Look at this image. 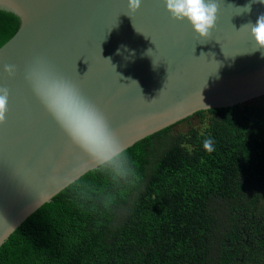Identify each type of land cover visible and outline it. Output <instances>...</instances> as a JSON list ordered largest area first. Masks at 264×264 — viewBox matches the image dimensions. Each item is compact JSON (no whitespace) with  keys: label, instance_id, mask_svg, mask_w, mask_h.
I'll list each match as a JSON object with an SVG mask.
<instances>
[{"label":"water","instance_id":"95a60500","mask_svg":"<svg viewBox=\"0 0 264 264\" xmlns=\"http://www.w3.org/2000/svg\"><path fill=\"white\" fill-rule=\"evenodd\" d=\"M207 2V0H206ZM220 0L203 38L165 0H0L20 18L0 46V246L36 209L101 162L71 141L33 90L47 69L71 81L107 118L122 149L199 110L264 95V49L246 24L264 3ZM6 65H14L10 73ZM194 117V116H192ZM190 117V118H192ZM180 124V123H179ZM122 150V151H123Z\"/></svg>","mask_w":264,"mask_h":264},{"label":"trees","instance_id":"16d2710c","mask_svg":"<svg viewBox=\"0 0 264 264\" xmlns=\"http://www.w3.org/2000/svg\"><path fill=\"white\" fill-rule=\"evenodd\" d=\"M19 24L0 9V46ZM192 116L198 127L172 132ZM261 219L263 95L199 110L85 172L9 235L0 264H255L240 260V232Z\"/></svg>","mask_w":264,"mask_h":264},{"label":"clouds","instance_id":"9594fccd","mask_svg":"<svg viewBox=\"0 0 264 264\" xmlns=\"http://www.w3.org/2000/svg\"><path fill=\"white\" fill-rule=\"evenodd\" d=\"M257 0H251L255 3ZM264 3V0H259ZM166 8L176 20H187L200 37L210 36L217 21L220 0H165ZM251 3L244 9L251 11ZM141 0H128V7L136 11ZM250 29L256 48L264 49V14L258 16L256 22L245 25ZM10 73L14 65H6ZM33 90L41 103L51 114L60 128L73 143L80 147L93 159L107 163L123 150L115 132L109 125L105 115L69 80L45 69L38 70L32 77ZM9 91L0 87V124L6 121ZM203 147L214 151V139L203 141Z\"/></svg>","mask_w":264,"mask_h":264},{"label":"flooded vegetation","instance_id":"af4514ba","mask_svg":"<svg viewBox=\"0 0 264 264\" xmlns=\"http://www.w3.org/2000/svg\"><path fill=\"white\" fill-rule=\"evenodd\" d=\"M240 241L243 243L241 248V262H254L264 264V219L253 226V228H242Z\"/></svg>","mask_w":264,"mask_h":264},{"label":"rangeland","instance_id":"374dc122","mask_svg":"<svg viewBox=\"0 0 264 264\" xmlns=\"http://www.w3.org/2000/svg\"><path fill=\"white\" fill-rule=\"evenodd\" d=\"M262 96V95H261ZM257 98V97H256ZM264 98V95H263ZM200 125V120L197 116L189 118L187 121H184L172 128L173 133H181L187 131L190 127H198Z\"/></svg>","mask_w":264,"mask_h":264}]
</instances>
